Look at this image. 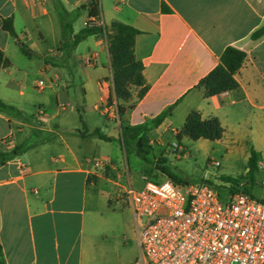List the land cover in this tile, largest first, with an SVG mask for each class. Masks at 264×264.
Segmentation results:
<instances>
[{
  "label": "crops",
  "instance_id": "crops-1",
  "mask_svg": "<svg viewBox=\"0 0 264 264\" xmlns=\"http://www.w3.org/2000/svg\"><path fill=\"white\" fill-rule=\"evenodd\" d=\"M90 1L0 0V49L10 61L0 69V98L21 112H0V151L24 146L0 165V264H116L110 246L120 232L109 223L110 205L115 188L127 189L121 182L119 104L129 125L148 122L171 107L170 115L151 129L153 135L180 132L196 111L202 119L218 118L224 133L216 143L264 152V143H258L264 142V35L252 37L264 28V0H98L96 17L89 16ZM56 2L69 11L85 9L82 25L72 23L73 33L87 22L109 29L120 21L137 29L133 50L148 88L139 99L133 96V107L115 96L106 35L83 39L88 50L80 51L82 41L72 50L60 47L53 23L59 18ZM6 20L15 35L3 27ZM33 25L40 38L49 30L53 41L52 58L39 64L41 72L52 69V83L67 96L73 80H80L81 129L52 122L59 113L42 103L31 114L19 105L30 98L24 76L34 62L23 46L41 51L29 33ZM227 46L245 52L234 74L238 87L207 95L200 82ZM65 52L73 59L69 71ZM89 56L95 58L91 64ZM32 85L39 91L52 88L43 79ZM128 205L132 211L129 199ZM124 255L117 250L116 262Z\"/></svg>",
  "mask_w": 264,
  "mask_h": 264
},
{
  "label": "rangeland",
  "instance_id": "rangeland-1",
  "mask_svg": "<svg viewBox=\"0 0 264 264\" xmlns=\"http://www.w3.org/2000/svg\"><path fill=\"white\" fill-rule=\"evenodd\" d=\"M86 16L85 9H81L72 23L75 21L81 26L82 20ZM53 23L56 30L58 28L57 35H60L61 39L60 18H58V22L57 19H53ZM29 33L37 40L41 51L31 50L29 44L25 46L34 58L30 72L24 76V87L31 95L27 102H19V105L26 114H31L34 108L42 103L52 113H59L52 122H62L67 129H72L74 126L81 129L80 80L77 77L73 80L69 96L62 91L57 83H52V69L41 72L39 68V64H43L44 61L48 62L52 58L53 54L49 52V49L53 47L51 32L45 29L44 38H40L38 28L33 25L30 27ZM23 41L25 42V40ZM89 47L90 44L86 45V42L82 40L80 51L88 50ZM65 54H67V60H70H68L69 64H66L65 70L69 71L73 67V59L68 57V52ZM37 79H43L45 85L51 84L52 88L46 86L42 91H39L32 85L33 80ZM135 91L136 89H133V96L136 95ZM203 91L205 92L204 88ZM56 96L59 98V106L56 104ZM61 105L65 106L64 109L61 108ZM179 125V122L174 121L173 127L179 128ZM148 139L150 147H147L148 153L145 157L137 156L133 151L125 150L124 147L120 152L123 167L121 182L127 188L132 185L133 188L139 190L146 180L161 182L165 178L175 181H203L214 187L223 200L227 198L230 192L244 190L256 199L264 201V152L254 150L261 165L251 174L248 172L250 167L248 160L251 152H253L252 147L235 143H216L215 140L202 138L193 140L186 135H182L181 139L178 140L176 134L171 132L154 135L149 133ZM173 143L179 144L180 148L173 146ZM215 162H218V165H215ZM157 165L162 167L165 172L159 170ZM115 190L110 205L112 213L109 217V223L114 230L120 232V236L118 239L112 240L110 250L116 264H128L138 257L137 225L133 212L131 209L129 211L126 189L119 188L117 191L115 188ZM123 245L125 248H122ZM117 250L127 253L124 255V260L116 262Z\"/></svg>",
  "mask_w": 264,
  "mask_h": 264
},
{
  "label": "built area",
  "instance_id": "built-area-1",
  "mask_svg": "<svg viewBox=\"0 0 264 264\" xmlns=\"http://www.w3.org/2000/svg\"><path fill=\"white\" fill-rule=\"evenodd\" d=\"M126 194L138 240V257L128 264H264V201L252 194L238 190L223 200L203 181L170 178Z\"/></svg>",
  "mask_w": 264,
  "mask_h": 264
},
{
  "label": "trees",
  "instance_id": "trees-1",
  "mask_svg": "<svg viewBox=\"0 0 264 264\" xmlns=\"http://www.w3.org/2000/svg\"><path fill=\"white\" fill-rule=\"evenodd\" d=\"M55 7L59 14L62 28L61 48H65L67 51L72 50L80 41L89 35H106L111 66L113 69V90L115 96L118 101H121L130 108L133 107L136 100L139 99L148 88L142 74V63L135 57L133 50L137 29L123 22L113 21L109 29H107L106 26L91 24L85 25L78 32L73 33L72 20L79 15V10H81V8L69 11L65 9L60 2H56ZM88 7L89 16H98V0H91ZM3 27L12 35H15L11 20L4 21ZM262 35H264V28L255 31L252 37L253 39H258ZM23 49L28 51L24 46ZM244 58L245 52L243 50L233 46H227L220 55L219 63L200 82L205 93L207 95H213L236 89L238 87V82L234 74L242 65ZM9 65V59L5 57L3 51L0 49V69L8 67ZM133 89H136V100L133 99ZM0 112L9 115L21 114L19 110L5 103L1 98ZM170 113L171 107L148 122L138 125H129L123 120V109L119 104L121 141L125 150L133 151L137 156L145 157L148 153L147 147H150L148 135L151 129L157 127L165 117L170 115ZM223 133L224 128L221 126L218 118L210 117L208 119H202L198 112L193 111L187 116L181 131L176 133V138L179 140L183 134H186L193 140L200 138L218 140L223 136ZM23 148L24 146H16L10 151H0V165L17 156ZM257 161V154L254 151L251 152L248 160L250 164L249 173L252 174L253 171L257 169ZM157 168L165 172L162 167L158 166ZM178 182L188 181L182 180Z\"/></svg>",
  "mask_w": 264,
  "mask_h": 264
}]
</instances>
